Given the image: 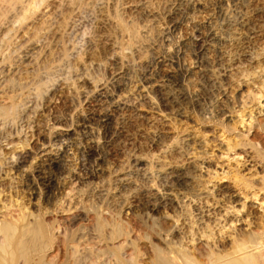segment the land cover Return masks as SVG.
I'll return each instance as SVG.
<instances>
[{"label": "bare ground", "instance_id": "1", "mask_svg": "<svg viewBox=\"0 0 264 264\" xmlns=\"http://www.w3.org/2000/svg\"><path fill=\"white\" fill-rule=\"evenodd\" d=\"M263 17L264 0H0V264H39L29 253L50 238L16 193L33 206L78 201L81 183L125 210H180L183 198L209 195L189 192L195 176L164 155L206 150L186 121H210L229 90H264ZM258 107L220 131L254 133L264 147V97ZM160 233L155 264H264L255 230L233 233L226 254L201 241L186 251Z\"/></svg>", "mask_w": 264, "mask_h": 264}, {"label": "rangeland", "instance_id": "2", "mask_svg": "<svg viewBox=\"0 0 264 264\" xmlns=\"http://www.w3.org/2000/svg\"><path fill=\"white\" fill-rule=\"evenodd\" d=\"M240 89H245L249 95L239 94V89L229 90V99L222 107L219 105L210 121H186L188 126L204 135L208 144L206 150L190 157L170 152L164 155L166 161L187 168L195 176L189 192L208 189L209 195L183 198L180 210H151L141 203L125 210L123 203L113 202L109 196L86 193L87 185L81 183L74 185L82 192L78 201L68 197L56 203L40 202L33 206L25 193H16L12 199L26 206L27 212L39 216L40 222L46 223L50 231L48 244L41 245L42 248L37 246L34 253L28 252L32 260L39 264H155L149 246L157 242L160 232L167 234L174 247L186 251H191L201 241L215 253L226 254L233 243V233L247 235L251 230L258 233L254 238L264 243V147L260 148L254 133L235 138L231 132L220 131L224 125L238 130L236 114L242 113L245 117L259 109L264 90L258 94V87ZM227 116L231 120L227 121ZM240 141L254 142L257 149L237 144ZM136 179L139 192L145 183ZM96 182L93 180L92 184ZM225 188L234 192L232 199L221 196ZM80 206L85 207L81 219L67 225L74 215L80 214ZM227 208L230 213L224 214ZM164 218L174 220L168 230L162 229ZM198 233L201 239L197 238ZM123 251H135L136 259L132 262L119 260Z\"/></svg>", "mask_w": 264, "mask_h": 264}]
</instances>
